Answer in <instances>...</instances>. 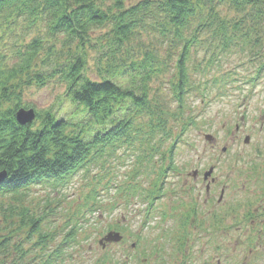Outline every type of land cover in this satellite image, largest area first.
<instances>
[{"label":"trees","instance_id":"obj_1","mask_svg":"<svg viewBox=\"0 0 264 264\" xmlns=\"http://www.w3.org/2000/svg\"><path fill=\"white\" fill-rule=\"evenodd\" d=\"M263 20L264 0H0V222L7 231L0 234V264H31L35 258L37 264H59L64 244H71L74 230L82 227L76 214L56 249H47L56 237L43 231L42 217L25 202L36 184L57 191L74 173L90 172L89 165L124 146L136 159L133 174L141 166L156 174L143 199L160 192L166 156L186 130L182 122L173 133L169 119L178 120L190 89L203 92L210 82L221 91L229 74L202 83L189 72L204 73L219 62V53L240 42L259 57ZM17 28L35 35L7 44ZM205 48L202 57H192L193 50ZM90 58L95 78L86 74ZM263 70L264 57L252 75ZM52 80L65 86L68 111L47 108L32 122L17 123L18 108H27L21 99L25 87ZM156 81L167 82L177 113L163 96V84L154 87ZM95 176L98 182L85 200L97 203L103 177ZM20 232L29 247L12 242ZM12 245L17 255L8 260Z\"/></svg>","mask_w":264,"mask_h":264},{"label":"rangeland","instance_id":"obj_2","mask_svg":"<svg viewBox=\"0 0 264 264\" xmlns=\"http://www.w3.org/2000/svg\"><path fill=\"white\" fill-rule=\"evenodd\" d=\"M125 1L131 4L137 0ZM219 7L226 11L224 3ZM259 29L264 32V20ZM34 32L23 33L17 28L8 34L7 44H13L11 40L20 36L31 38ZM142 38L146 39L147 35L143 34ZM205 50L197 53L193 50L191 55L199 59ZM262 51L259 57H253L249 46L240 42L219 53V62L208 65L204 73L189 72V76L202 83L209 77L211 81L212 76L229 74L221 91L210 82L203 92L190 89L178 120L169 119L173 133H179L182 122L186 125L183 135L176 139L172 154L166 156V163L176 169L167 172L168 185L164 187L183 189L182 203L169 193L160 197L146 226L140 222L148 212L143 196L152 190L156 174L142 166L141 172L133 174L136 159L124 146L114 155L89 165L90 172L74 173L64 186H56L57 191L44 185L32 187L25 202L32 213L42 217L43 231L49 230L56 237L47 249H56L70 227L73 228L75 215L80 216L82 227L74 230L76 238L71 244H64V261L59 264H264V225L259 226L260 217H252L254 209L264 205V70L252 75L263 60L264 48ZM88 64L86 74L95 78L91 58ZM167 74L165 78L170 76ZM250 76L255 78L245 82ZM162 84L156 81L153 85L160 86L166 98L167 82ZM64 90L65 86L56 80L38 87L27 86L22 104L35 112L47 108L67 112L70 107L66 100L62 101ZM168 98L170 110L177 113L174 98L170 95ZM189 117L191 122L187 121ZM205 135L213 138L208 141ZM245 136L249 137L247 143L243 142ZM210 167L214 168L211 175L215 180L206 195L204 187L197 186L194 190L198 213H194V222L188 223L184 218L193 213L195 201L191 191L183 188L182 181H191L187 176L192 170ZM95 175L103 178L96 187L99 202L92 203L85 197L98 182ZM128 181L139 191L127 192ZM116 226H120V240L105 242L103 238ZM2 228L0 222L1 235L7 232ZM257 228L262 230L256 231ZM12 238L20 248L30 245L21 232ZM10 249L8 260L17 255L13 245ZM37 262L35 258L31 264Z\"/></svg>","mask_w":264,"mask_h":264},{"label":"flooded vegetation","instance_id":"obj_3","mask_svg":"<svg viewBox=\"0 0 264 264\" xmlns=\"http://www.w3.org/2000/svg\"><path fill=\"white\" fill-rule=\"evenodd\" d=\"M207 171L208 170L194 169V170H192L191 174H189L187 176V178H191V181H188V179H185L184 181H182V185H184L183 188L186 189V191L187 190L191 191V194H192L191 198H192V200L195 201V202H193L195 204V207L193 208L194 209L193 213L191 215L190 214L189 215H185V218H184V220L188 219V221H187L188 223L194 222V220H192V219H194L195 218V214L198 213V206L199 205H198V202H196V200H198V198L196 196H193L194 190L197 188V186L204 187V193L206 195V194L209 193V190H210L209 186L211 184H213L212 182L215 180V176L211 175L212 173H210L209 175L205 176V173ZM178 174H180V172ZM162 184H163V188L166 185H168L166 177L162 181ZM164 191L165 192H161V194H160L161 197L166 196V194L169 193L170 195L174 196L175 198L180 199L179 203H182V192H183V189H182V191L180 190L181 192L179 190L173 189V188L171 190H164ZM208 198H209V196H207V200H208ZM154 199H155V201L152 202V204L147 208L148 209V212H146L147 214L145 215V217H142V219L140 221L142 226H146V224L149 222V219H151V215L153 214L152 208L154 207L155 203L159 200V198L155 197ZM220 199H221V196H220ZM145 201H146V205H149V202L147 200H145ZM254 211H255V214L252 217H256V218L260 217L261 221H259L258 224H261L259 226L264 225V218H263L264 217V205L262 207L258 206L257 208L254 209ZM254 221L257 222V220H255V219H254ZM198 226H199L200 229H202V226H200V225H198ZM183 228H185L184 230H188L190 232V230L188 229L187 226H184ZM258 229L262 230L260 228H257L256 231ZM119 230H120V226H116V227L113 228V231L120 232ZM188 231L186 232L187 234L189 233ZM262 234H264V232H262ZM134 246H135V244H132V247H134Z\"/></svg>","mask_w":264,"mask_h":264},{"label":"water","instance_id":"obj_4","mask_svg":"<svg viewBox=\"0 0 264 264\" xmlns=\"http://www.w3.org/2000/svg\"><path fill=\"white\" fill-rule=\"evenodd\" d=\"M35 110L33 108H28L25 109L23 107L18 108V111L15 113V120L17 121V123H19L20 125H25L28 124L29 122H32L33 119L35 118ZM205 138L208 141H211V139L213 138L212 135H205ZM249 140L248 136L244 137L243 142H246ZM225 148H223L224 150ZM212 172V168H210L206 173L205 176L209 175ZM4 174L0 173V180L3 178ZM121 238L120 233L117 232H109L108 235H106L103 240L105 242H109V241H119ZM101 242V241H100Z\"/></svg>","mask_w":264,"mask_h":264}]
</instances>
